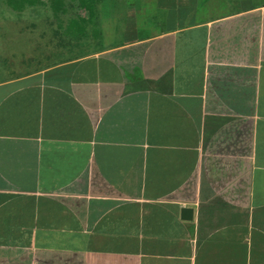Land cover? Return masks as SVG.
Listing matches in <instances>:
<instances>
[{"label": "crops", "instance_id": "obj_1", "mask_svg": "<svg viewBox=\"0 0 264 264\" xmlns=\"http://www.w3.org/2000/svg\"><path fill=\"white\" fill-rule=\"evenodd\" d=\"M173 1L5 17L0 264H264V0Z\"/></svg>", "mask_w": 264, "mask_h": 264}, {"label": "trees", "instance_id": "obj_2", "mask_svg": "<svg viewBox=\"0 0 264 264\" xmlns=\"http://www.w3.org/2000/svg\"><path fill=\"white\" fill-rule=\"evenodd\" d=\"M99 1L100 0H0V10L6 9L5 12H7V10L9 9L14 12L17 17H30L31 15H29L28 13H34V10L40 9L41 7H46L47 9H51L55 18H60V14H68L67 3L70 4L72 2L76 6V8L85 11L88 17L72 20L70 22V28L74 29L76 27L82 28L83 26L80 24H87L88 22H92L93 18L96 15L95 7L96 4L99 3ZM176 1L177 0H174L173 2ZM162 2L163 1H161V3ZM74 5L71 7H74ZM73 11L75 14V7ZM4 15L2 13L0 14V17H3ZM83 30L84 28H82V32Z\"/></svg>", "mask_w": 264, "mask_h": 264}, {"label": "rangeland", "instance_id": "obj_3", "mask_svg": "<svg viewBox=\"0 0 264 264\" xmlns=\"http://www.w3.org/2000/svg\"><path fill=\"white\" fill-rule=\"evenodd\" d=\"M147 1H150V0H147ZM74 4L71 2L70 4L69 3H67V7H68V9H70V10H72L73 11V9H74V7H75V11H76V13H78L77 12V9L78 8H76V6L74 5V7H71V6H73ZM39 10L40 9H37V10H34V13H28L29 15H31V16H36L37 15V13H39ZM79 10V9H78ZM1 12H0V14H2L3 13V15H4V13H5V15L3 16V17H0V33H4V32H6V30H7V28H8V30H9V28H10V26H9V24H10V21H7L6 19H5V17H13V19H11V20H13V21H15L16 22V24H17V20H16V18H14V17H17V16H15V13L14 12H12L11 10H7V12H5L6 11V9H2V10H0ZM36 11V12H35ZM74 12V11H73ZM11 15V16H10ZM62 16V15H61ZM60 16V17H61ZM66 17H69V16H67L66 14H64L63 15V18L64 19H66ZM9 26V27H8ZM11 26H13V25H11ZM5 29V30H4ZM15 31H14V33H18L19 32V28H17V29H14ZM31 40V41H30ZM29 40V42H31V43H33L32 45H30V46H32V47H35L36 46V44H35V40L33 39V38H31Z\"/></svg>", "mask_w": 264, "mask_h": 264}, {"label": "water", "instance_id": "obj_4", "mask_svg": "<svg viewBox=\"0 0 264 264\" xmlns=\"http://www.w3.org/2000/svg\"><path fill=\"white\" fill-rule=\"evenodd\" d=\"M183 211H185V212H191L192 211V209H189V208H184V210Z\"/></svg>", "mask_w": 264, "mask_h": 264}]
</instances>
